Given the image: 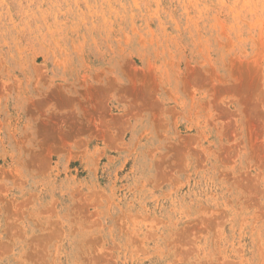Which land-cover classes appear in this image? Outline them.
Returning a JSON list of instances; mask_svg holds the SVG:
<instances>
[{
    "label": "rangeland",
    "instance_id": "rangeland-1",
    "mask_svg": "<svg viewBox=\"0 0 264 264\" xmlns=\"http://www.w3.org/2000/svg\"><path fill=\"white\" fill-rule=\"evenodd\" d=\"M0 264H264V0H0Z\"/></svg>",
    "mask_w": 264,
    "mask_h": 264
}]
</instances>
